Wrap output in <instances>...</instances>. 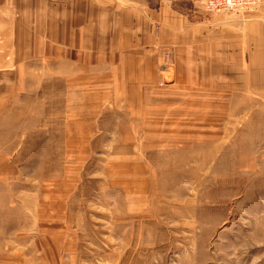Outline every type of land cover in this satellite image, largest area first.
Returning <instances> with one entry per match:
<instances>
[{
	"label": "rangeland",
	"instance_id": "rangeland-1",
	"mask_svg": "<svg viewBox=\"0 0 264 264\" xmlns=\"http://www.w3.org/2000/svg\"><path fill=\"white\" fill-rule=\"evenodd\" d=\"M205 1L187 14L216 16ZM9 54L0 43V73L20 67L15 92L0 74V264H264V104L220 115L176 92L139 118L103 59L82 53L78 74Z\"/></svg>",
	"mask_w": 264,
	"mask_h": 264
},
{
	"label": "crops",
	"instance_id": "crops-1",
	"mask_svg": "<svg viewBox=\"0 0 264 264\" xmlns=\"http://www.w3.org/2000/svg\"><path fill=\"white\" fill-rule=\"evenodd\" d=\"M187 1L0 0V43L18 60L54 55L78 74L82 53L103 59L112 89L139 118L176 92L198 93L190 109L216 105L220 115L240 99L264 104V3L244 15L196 18ZM1 68L14 91L19 63Z\"/></svg>",
	"mask_w": 264,
	"mask_h": 264
},
{
	"label": "built area",
	"instance_id": "built-area-1",
	"mask_svg": "<svg viewBox=\"0 0 264 264\" xmlns=\"http://www.w3.org/2000/svg\"><path fill=\"white\" fill-rule=\"evenodd\" d=\"M264 0H206V11L216 16H238L258 9Z\"/></svg>",
	"mask_w": 264,
	"mask_h": 264
},
{
	"label": "bare ground",
	"instance_id": "bare-ground-1",
	"mask_svg": "<svg viewBox=\"0 0 264 264\" xmlns=\"http://www.w3.org/2000/svg\"><path fill=\"white\" fill-rule=\"evenodd\" d=\"M244 14H246V13H244ZM244 14H241V15H244Z\"/></svg>",
	"mask_w": 264,
	"mask_h": 264
}]
</instances>
